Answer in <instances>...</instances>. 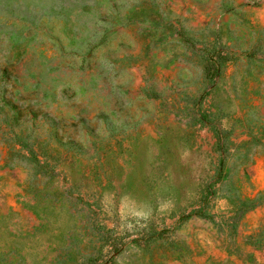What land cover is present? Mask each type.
<instances>
[{
	"label": "rangeland",
	"instance_id": "rangeland-1",
	"mask_svg": "<svg viewBox=\"0 0 264 264\" xmlns=\"http://www.w3.org/2000/svg\"><path fill=\"white\" fill-rule=\"evenodd\" d=\"M0 264H264V0H0Z\"/></svg>",
	"mask_w": 264,
	"mask_h": 264
}]
</instances>
